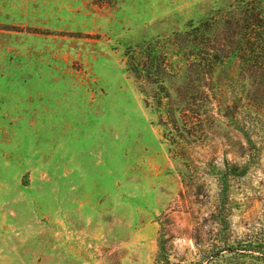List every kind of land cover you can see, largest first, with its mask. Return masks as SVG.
<instances>
[{"label": "rangeland", "instance_id": "1", "mask_svg": "<svg viewBox=\"0 0 264 264\" xmlns=\"http://www.w3.org/2000/svg\"><path fill=\"white\" fill-rule=\"evenodd\" d=\"M239 1L0 0V264L242 263L213 259L264 229V84L226 59ZM206 20L220 52L187 122L173 35ZM136 47L166 71L134 75Z\"/></svg>", "mask_w": 264, "mask_h": 264}, {"label": "trees", "instance_id": "2", "mask_svg": "<svg viewBox=\"0 0 264 264\" xmlns=\"http://www.w3.org/2000/svg\"><path fill=\"white\" fill-rule=\"evenodd\" d=\"M237 8L240 11L237 19L232 16L223 23L224 34L227 33L228 35L227 42L230 40L229 49H232L226 59L236 60L242 71H248L250 78H252V83H255L256 86H261L264 84V6L261 5L259 0H240L237 3ZM213 26L209 20H206L197 25H190L185 31L173 35L174 38H179V40L185 42L191 53L187 57L184 82L176 90V97L182 96V114L187 119V122L191 120L190 105L196 106V108L199 107L194 104L196 97L191 74H193L194 68L201 67L202 62H206L205 66L211 70L217 57V52H220L218 47L216 48V46L211 44V33L213 32L211 29H213ZM232 29L233 32L230 33L229 31ZM136 50L141 51L138 54L139 57H130V69L132 67L131 71L134 75L137 77L143 75L142 77L145 79L153 81L155 77L158 78L159 74L166 71L168 63L163 56L159 57L153 51L142 55L144 50L142 47H136ZM134 64L136 68H134ZM138 68L140 69L139 72H137ZM158 87L164 92L168 101L165 106H170L171 94L168 89L161 84ZM193 111H195L194 108L192 109ZM168 116L174 121L175 113L172 108L168 111ZM236 169L235 166L230 168L227 166L226 172L220 171L218 173L220 174V182L224 183V189L222 190L221 188L220 190V198L224 197L226 178L229 177V173L235 174ZM214 217L218 224L225 223L221 220L222 216L220 213L214 215ZM219 242L222 247L214 253L213 259L221 257V253L224 252L232 259L242 260L241 264H264L263 228L258 232L246 234L243 240L238 242L226 241L225 239L219 240ZM164 252V248L160 245L157 255L158 264H169Z\"/></svg>", "mask_w": 264, "mask_h": 264}]
</instances>
